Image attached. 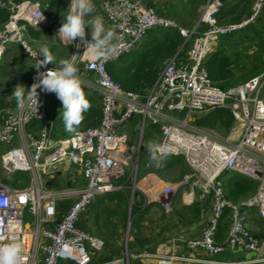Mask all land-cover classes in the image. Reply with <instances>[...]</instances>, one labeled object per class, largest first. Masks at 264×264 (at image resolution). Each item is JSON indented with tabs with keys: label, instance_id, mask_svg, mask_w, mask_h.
<instances>
[{
	"label": "built area",
	"instance_id": "1",
	"mask_svg": "<svg viewBox=\"0 0 264 264\" xmlns=\"http://www.w3.org/2000/svg\"><path fill=\"white\" fill-rule=\"evenodd\" d=\"M99 5L118 37L113 50L104 59H97L77 38L70 58L93 76L78 74L82 88L101 99L99 125L65 137L52 136L46 118V100L51 92L39 89L37 111L34 101L26 100L23 108L16 106L0 121V144L8 146L0 152V242L16 239L22 243L19 264H92L93 254L103 250L104 242L76 225L97 196L125 189L128 167L137 172L139 145L118 134L120 127L136 118L141 134L147 126L159 134L153 155L183 157L189 172L178 184L165 183L160 187L149 180L150 175L138 185L134 178L131 195L138 186L146 204L157 203L169 215L178 188H184L181 200L186 204H191L195 193L200 192V199L210 198L208 218L200 238L189 240L186 245L215 258L225 247L240 248L254 254L247 264H264V100L260 98L264 74L223 89L209 81L203 66L219 35L253 22L263 12L264 0L254 1L251 16L244 24L227 27L216 22L222 1L207 0L191 31L160 16L141 0H100ZM0 10L9 13L8 21L0 26V60L7 48L17 46L34 66L42 58L28 44L25 33L26 26H48L41 2L0 0ZM154 28L175 29L183 43L160 69L146 95L124 91L110 79L106 66L130 53ZM192 35L196 37L191 49L182 55ZM77 44L81 46L77 48ZM47 69L53 67L47 65L41 71ZM215 110L227 111L233 120L225 137L196 124ZM32 121L39 123L37 131L27 130ZM17 173L29 176L27 184L17 180L13 187L11 178ZM53 173L71 175L73 183L60 188L45 187L41 178ZM224 173L255 181L256 192L240 205L229 201L223 191ZM75 175L79 176L77 182ZM225 211L228 229L224 242L218 244L215 234ZM251 211L263 222L262 238L248 230L247 215ZM145 257L162 260L158 254ZM168 260L220 264L196 257L170 256Z\"/></svg>",
	"mask_w": 264,
	"mask_h": 264
},
{
	"label": "trees",
	"instance_id": "2",
	"mask_svg": "<svg viewBox=\"0 0 264 264\" xmlns=\"http://www.w3.org/2000/svg\"><path fill=\"white\" fill-rule=\"evenodd\" d=\"M55 1L57 0L41 1L43 12H46L50 18L54 14H57V11L54 12L52 9L55 5ZM190 1L192 4L193 2L194 4L197 3L196 0ZM221 1L223 3V8L216 17L218 26L222 23V25L238 26L242 25L250 18V0H237L230 3H226L225 0ZM45 4H47V7H44ZM147 7L151 8V6ZM8 18L9 13L5 10H0V26L5 24L8 21ZM43 34L44 32L40 29H36L32 26H26L25 39L27 42L28 39H38ZM220 40L223 45L215 48L207 55L203 66L209 81L219 88H224L227 86L230 87V81L234 78L233 68L236 63L235 57H231L228 53H226L225 46H236L237 44H244L246 42L264 43V23H261V25L253 23L244 24L238 29L221 35ZM182 43L183 39L181 38L179 32L175 29H153L146 34L142 42H140V44L137 45L130 53L122 56L116 61L108 63L106 66L107 74L110 79L122 90L146 95L147 90L155 80L160 68L176 55ZM25 67L24 72H21V74L14 78V80L23 78L24 81L28 80L32 85L34 82V79L32 80V76L34 78V68L32 69L30 65L27 69ZM83 91L86 98L91 103V108L84 114L85 118L76 132L97 127L102 117L100 97L85 88H83ZM60 113H62V103L57 98L55 93H50L46 100V118L48 124L51 126V134L53 126L57 133L62 136L66 134H73L65 131ZM136 122V118H133L128 123L135 124ZM196 124L200 127L210 128L216 131L223 130L226 134H228L233 126V120L227 111L215 110L199 118ZM38 129L39 123L37 121H32L27 126V130L37 131ZM149 130L157 132L155 128H150ZM158 159L159 160L156 163L155 161H152L150 157H144L142 166H146L151 163L155 164V174L158 176L176 168H179L181 175L188 170L183 157L161 155L158 156ZM141 160L142 159H140V162ZM15 176L16 177L12 182L13 187L16 186V181L20 180L18 173L15 174ZM222 178H224V195L229 201L232 200L233 202L239 196H248L249 194L256 192L257 183L253 180L244 178L234 173H224L222 174ZM123 183L125 189L121 193H108L97 196L93 200L90 208V212L92 214L93 236L103 238V232H107L109 233L107 239L115 237L117 235V228L120 226L125 228V222L128 214L131 218L138 211V206L142 203V200L140 201V204L137 201V198L140 195L139 192L136 190L134 191L133 203L129 206V198L131 196L133 183L130 182L128 177L124 178ZM183 190L184 188H178L173 200L181 199V193ZM181 211L183 212V210L177 212L180 216L183 215ZM227 216L228 212L225 211L219 220L218 228L215 234V241L218 244L222 243V241L226 238L228 229ZM135 264L141 263L135 262Z\"/></svg>",
	"mask_w": 264,
	"mask_h": 264
},
{
	"label": "crops",
	"instance_id": "3",
	"mask_svg": "<svg viewBox=\"0 0 264 264\" xmlns=\"http://www.w3.org/2000/svg\"><path fill=\"white\" fill-rule=\"evenodd\" d=\"M47 1V0H45ZM142 1V0H141ZM145 6H151L153 9L156 8V2L158 0H143ZM186 5L194 7L198 6V9L195 10L199 12V8H202L205 4V0H197V3L192 4L190 0H187ZM237 0H225L226 3L234 2ZM255 0H250L251 12L252 6ZM58 1H55L56 4ZM96 10L92 15H100L104 19L105 28L115 30L109 26L106 17L100 9V0H93ZM175 3H182L181 0H164L162 3L166 6H173ZM154 10V9H153ZM155 11V10H154ZM156 12V11H155ZM157 13V12H156ZM66 12H57L51 18H56L58 21L63 22ZM158 14V13H157ZM160 15V14H159ZM161 16V15H160ZM91 16L86 17L90 19ZM49 19V18H48ZM194 19V24L197 22L198 18L196 15L192 17ZM61 25V23H60ZM59 26L52 25L49 21L48 26L40 29L44 34L38 39H28L30 46L36 51L41 58L42 55L38 52H42L43 47H48L50 52L55 58V62H59L63 59H70L73 51V43L66 44L59 35H56L59 29ZM191 25V24H190ZM192 27V28H193ZM87 39L90 41V29L86 28ZM114 42V40H113ZM112 42V43H113ZM57 57V58H56ZM18 58L25 59V62L21 65V62ZM16 62V63H15ZM54 62V63H55ZM18 65L19 73L13 76L11 81L13 84H20L24 81L23 78L14 80L17 76L24 72V64L33 65L29 61L28 57L24 52L17 46H12L7 48L4 56L0 60V73L4 68ZM56 63H50L48 66H56ZM51 67V66H50ZM78 74H82L88 78H93L92 75L83 72L81 67L79 68ZM31 86V84L29 83ZM30 86L28 88H30ZM16 102L14 98H11V95L6 99L0 100V121L8 117L16 108ZM156 186L165 184L163 180L156 179L155 177H150ZM224 183V178H223ZM173 184V183H172ZM45 186V185H44ZM46 187V186H45ZM52 185L49 187L51 188ZM54 187V186H53ZM120 193V192H119ZM142 194V193H141ZM143 196V194H142ZM131 197V196H130ZM174 199V197H173ZM209 197L205 199H200V192H196L193 197V202L191 204H186L182 202L181 199L172 200V212L169 215H165L162 212L161 207L157 203L146 204L144 200L142 203L141 199L138 198L137 201L141 205L138 206V211L130 218L129 214L126 220L129 223V232L126 241L121 240L120 235H116L111 239H107L104 242L103 249L105 250L104 256L101 258L100 262L93 261L92 264H135V262H140L141 264H201V263H186L182 261H172L168 260L170 256L177 257H196L202 258L208 261H215L220 264H247V262L254 258V254L246 252L240 248H224L222 253L215 257H211L200 249L191 250L187 245V241L198 239L201 236V233L205 227L209 208L210 201ZM91 208V207H90ZM183 215H179L177 212H180ZM82 215V214H81ZM80 215L79 221L76 225L77 229L87 234L92 235V214L89 211L86 212V215ZM115 222V221H114ZM247 226L248 230L256 237L262 238L263 235V222L260 217L255 212H248L247 215ZM134 227V232L132 228ZM133 234V235H132ZM132 235V236H131ZM93 236V235H92ZM224 241H222L223 243ZM123 243L125 247L123 248ZM220 243V244H222ZM146 254H158L162 257V260L158 258H146ZM62 264H70L64 261H60ZM203 264V263H202ZM212 264V263H205Z\"/></svg>",
	"mask_w": 264,
	"mask_h": 264
},
{
	"label": "rangeland",
	"instance_id": "4",
	"mask_svg": "<svg viewBox=\"0 0 264 264\" xmlns=\"http://www.w3.org/2000/svg\"><path fill=\"white\" fill-rule=\"evenodd\" d=\"M36 1L41 2L42 0H36ZM57 1L58 2L52 8L54 10V12L57 11V12H61V13L62 12L67 13V8L70 4V0H57ZM163 1L164 0H158L156 2V5H155L156 8L154 7L153 9L158 14H160L162 17L169 18V19L173 20L176 24H178L180 27L191 31L193 24H194V19L192 21V17H194V15H196L198 18L201 8H199V12H196L195 10L198 9V6L195 5L194 7H191V6L186 5V2H188L187 0H181L182 3L185 2V4H179V3L174 2L173 6H166L165 4L162 3ZM142 2L144 3L143 0H142ZM44 15L47 17V19L49 18L48 21H50L52 25L59 26L60 23L62 22L61 20L58 21L55 17L54 18H50V16L48 17L46 12L44 13ZM250 23L257 24V25H261V23H264V9H263V12L260 13L259 16L255 19V21L250 22ZM222 24H220V27L229 26V25H222ZM238 26H241V25H238ZM154 29H156V28H154ZM222 35H224V34H222ZM220 36L221 35H219L218 40L216 41L215 45L211 48L212 51L215 48L223 45L222 41L220 40ZM195 37H196L195 35L191 36L190 40L187 42V44L185 45V48L183 49L182 55H185L191 49V44H192ZM28 43H29V41H28ZM139 44H140V42L137 45H139ZM225 51L231 57H235V61H236L234 68H233L234 78L230 81V86L238 85L240 83L245 82L246 80H248L251 77L260 76V75L264 74V43L246 42L244 44H242V43L237 44L236 46L226 45ZM38 52L42 55L41 51L38 50ZM18 59L20 60L21 65L25 62V59H22V58H18ZM15 63L10 68H8V67L4 68L2 73H0V100L8 98V96L13 93L14 87L16 86V84L12 85V83H11L13 76L16 75L17 73H19V69H18L19 67H18V65H15ZM25 65H26V67H25ZM50 66L53 68L59 67V62L56 63V66H52V65H50ZM24 67L27 69L29 67V65L24 64ZM33 68L34 67H32V69ZM32 80H33V76H32ZM20 84L25 86V88H28L30 86L28 80L22 81V82H20ZM227 87H224V88H227ZM260 98H263V100H264V88L260 94ZM150 128L151 127H149V126L145 127L143 134H141L139 132V125L136 122L135 124L134 123L125 124L118 129V134L125 135L129 143H134L137 146L139 145V157H140V159H142L140 164H139L137 172H135L131 166L127 168L126 177L130 178L131 183H133L134 178H135L137 185L139 184V182L141 180H143L144 177H146L148 175H150L151 178L155 177L156 179L163 180L165 183H168V184L174 183L176 185L179 183L182 176L184 174L188 173L189 170H187L183 175H181L179 168H176L172 171H169L167 173L162 174L161 176H158L155 174V170H156L155 164L151 163L149 165L142 166V161H143L144 157L148 156V157H150V159H152V161H155L156 163L159 160L157 156L153 155V149L155 148V146L159 142V134L155 131H150L149 130ZM217 132L224 137L227 136L226 132H224L223 130H217ZM52 135H54L55 137H65V136H69L71 134H66V135L62 136L59 133H57V131L55 130V128L53 126ZM7 149H8V146L0 144V152L5 151ZM18 176H19V179L21 180V182L24 184H26L27 181L29 180V176L27 174L18 173ZM75 176H76V178H74L75 179L74 181H76V182L79 181V176H77V175H75ZM15 177L16 176L14 175L11 179H15ZM41 180H42V183L46 187H50L52 185V187L54 186V188H60L61 186L62 187L63 186H69L73 183L71 175H66L63 173L62 174L61 173H53L49 176L42 177ZM139 187L142 188V185H140ZM158 187H160V186H158ZM137 188H138V186L135 187V190L137 192H139V194H140L138 198H140L141 200H144L141 192ZM254 193L255 192H253L252 194H249L248 196H239L233 202L240 205L243 202H245L247 199L252 197L254 195ZM129 203H130L129 206H131L132 205L131 198H129ZM89 210H90V208H88L87 211H89ZM83 214L86 215L85 212ZM127 222H128V220H126V222H125V228H122L120 226L119 228L116 229V233L118 235H120L121 240H124V241H126V239L128 237V232H129V225ZM132 232H134V227L132 228ZM108 235H109V233L103 232V234H102L103 238L100 237V239L103 242H105V240H107ZM124 247H125V243H123V248ZM104 253H105L104 249L101 252H95L92 256V258H93L92 263H93V261L100 262L101 258L104 256ZM59 262H58V264H62Z\"/></svg>",
	"mask_w": 264,
	"mask_h": 264
},
{
	"label": "clouds",
	"instance_id": "5",
	"mask_svg": "<svg viewBox=\"0 0 264 264\" xmlns=\"http://www.w3.org/2000/svg\"><path fill=\"white\" fill-rule=\"evenodd\" d=\"M95 10L93 0H70L67 14L56 35H59L66 44H72L79 38L86 45V50L91 56L104 59L113 50L112 42L118 37L113 30L105 28L102 16L92 15ZM89 16L91 18L86 19ZM86 28L90 29V41L87 39ZM80 46V44L76 45L77 48ZM42 57L43 59H37V63L33 66L36 75L30 88L17 84L11 98L15 99L17 108H23L26 100L34 101L37 111L39 107L37 89L40 92L55 93L62 103L60 115L65 131L76 133L85 118L84 114L91 108L78 76L79 68L74 60L63 59L59 61V67L41 71V68H46L49 63L55 64V58L48 47L42 48ZM0 241H3V237H0ZM22 251V243L16 239L0 242V264H19Z\"/></svg>",
	"mask_w": 264,
	"mask_h": 264
},
{
	"label": "water",
	"instance_id": "6",
	"mask_svg": "<svg viewBox=\"0 0 264 264\" xmlns=\"http://www.w3.org/2000/svg\"><path fill=\"white\" fill-rule=\"evenodd\" d=\"M131 197H133V194L131 195ZM129 211H130V209H129Z\"/></svg>",
	"mask_w": 264,
	"mask_h": 264
}]
</instances>
